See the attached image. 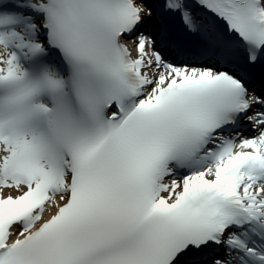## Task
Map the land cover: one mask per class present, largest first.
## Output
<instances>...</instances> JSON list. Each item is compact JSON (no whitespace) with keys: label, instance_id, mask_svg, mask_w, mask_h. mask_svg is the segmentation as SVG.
<instances>
[{"label":"snow or ice","instance_id":"obj_1","mask_svg":"<svg viewBox=\"0 0 264 264\" xmlns=\"http://www.w3.org/2000/svg\"><path fill=\"white\" fill-rule=\"evenodd\" d=\"M0 264H264V0H0Z\"/></svg>","mask_w":264,"mask_h":264}]
</instances>
